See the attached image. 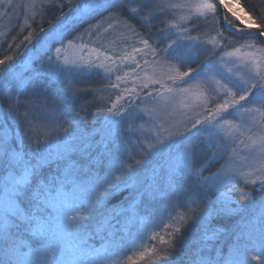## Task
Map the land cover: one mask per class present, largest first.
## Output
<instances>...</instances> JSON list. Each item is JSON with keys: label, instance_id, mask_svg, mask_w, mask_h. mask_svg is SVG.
I'll return each mask as SVG.
<instances>
[{"label": "snow or ice", "instance_id": "obj_1", "mask_svg": "<svg viewBox=\"0 0 264 264\" xmlns=\"http://www.w3.org/2000/svg\"><path fill=\"white\" fill-rule=\"evenodd\" d=\"M17 7L0 0V16ZM20 7L17 26L31 31L0 58V111L20 129L0 119V264H178L198 230L188 264H264V192L227 223L245 211L240 184L249 197L264 189V11L241 0ZM129 62L133 87L106 96L129 82ZM101 73L102 87L75 83ZM82 92L104 115L92 132Z\"/></svg>", "mask_w": 264, "mask_h": 264}, {"label": "trees", "instance_id": "obj_2", "mask_svg": "<svg viewBox=\"0 0 264 264\" xmlns=\"http://www.w3.org/2000/svg\"><path fill=\"white\" fill-rule=\"evenodd\" d=\"M15 4L18 5V7L10 12V17L9 16H0V32L5 33V35L0 36V58L3 57V54L8 51V45L13 43V37H15V44H20V41L23 40V37L28 34V31H31V29H25L22 33L20 32V28L17 26L18 24L23 23V15L27 12L26 7H20L21 5H26L28 3V0H13ZM241 4L247 8L249 11H251L252 7L259 9L260 11H264V0H241ZM251 6V7H249ZM40 21V17L37 16L35 22L32 23V28L36 29L37 33L42 35L40 33V29L38 27ZM135 24L136 21H133ZM154 23H158V21H154ZM47 25H45L46 27ZM222 26V22H221ZM137 27L139 28V25L137 24ZM204 25H201V28L203 29ZM143 31V29L141 30ZM195 34V32L193 33ZM153 37L157 35L155 29H153L152 32ZM104 36L108 39L112 38L109 34H104ZM87 37L85 38V42H87ZM93 40H95V37H93ZM106 43V39L103 41ZM35 43V41H33ZM131 43V41H129ZM137 47H140L139 44L136 45ZM28 47H31V45H28ZM15 48H13V51ZM20 55L17 57L18 61L23 60L24 56L26 54L25 52V46L21 45L20 46ZM27 75V73H26ZM102 77L103 73H101V76H93L89 75L88 78L86 79H78L75 81L76 84L78 85H92L93 87H102ZM113 82L114 79L112 78ZM57 85L53 84L52 89L55 90ZM123 89V86L121 85L120 89H106L105 90V95H112L113 97L118 94L121 90ZM23 98V97H22ZM143 98V97H142ZM92 99V93L91 92H82L80 95V98L77 100V105L84 104L85 105V111L87 112V116L82 120L81 127L87 129L89 132H92L93 128H99L100 127V122L103 120L104 115L103 113L97 115L95 112V107L94 105L88 104L87 102ZM137 103H140L138 100ZM0 119L8 121L9 126L14 128L16 132H19L20 129L16 125V123L12 120L11 116L6 114L3 111H0ZM53 138L55 139V133L52 134ZM99 138V135L93 136V141L97 142V139ZM27 138L25 137V143H27ZM112 145H110L111 147ZM103 150V145H99L97 148L92 150L93 154H95L97 151H102ZM224 160H220L218 163H215L211 171H215L217 168H219ZM53 168H55V165H53ZM208 173H205L207 175ZM262 192H264V189L255 191L251 197L247 196L246 189L244 188L243 184H240L238 188L235 190V196L234 198L240 202V205L242 208L245 210L243 213H239L234 215L227 223L231 227L232 225H235L238 220H240L241 215H247L251 213L252 211V205L254 202L258 201ZM182 211H185L188 215L190 212H188L187 208L181 209ZM191 215V214H190ZM222 221H219L217 219H213L212 221L209 222V227L210 228H216V227H221L223 226ZM201 225V229H202ZM202 231L198 230L195 233H193L190 236V239L188 243L180 248V255L178 259V264H188V261L192 258V254L195 250L197 241L199 240L200 236L202 235ZM89 243L94 244L96 247H99L101 244V240L96 237L92 240L89 241ZM178 247H180L178 245ZM225 251H227V248L225 247ZM143 264V262H141Z\"/></svg>", "mask_w": 264, "mask_h": 264}, {"label": "rangeland", "instance_id": "obj_3", "mask_svg": "<svg viewBox=\"0 0 264 264\" xmlns=\"http://www.w3.org/2000/svg\"><path fill=\"white\" fill-rule=\"evenodd\" d=\"M243 6V5H242ZM244 7V6H243ZM195 35V34H194ZM137 59H140V56H137ZM141 63H143L142 61H141ZM135 66L134 65H132L131 64V62H129V64L127 65V66H125V70L126 71H129V73L131 74V78L129 79V82L127 83V84H124V83H121V85L123 86V88H131V87H133V82H134V73H132V69L134 68ZM113 79H114V81H115V75H113V77H112ZM137 84H138V82H136ZM148 91V89H144V90H142V91H140L139 92V95L141 96V97H144V94L146 93ZM154 95H155V93H153ZM134 99V103H137L138 102V100H135V98H133ZM153 106V104H149V107H152ZM162 116H163V120H168V117L166 116V115H164V113H163V111H162ZM147 119V117H145V120ZM145 120H138L137 121V124L138 125H140V126H142V127H144V128H147L149 125L148 124H146L145 123ZM159 122H163V121H159ZM165 127H169V124L168 123H165ZM99 135V138L97 139V142H99L100 140H101V136H100V134L99 133H96V134H94V136L95 135ZM99 145H101V144H98V143H93V148H92V150H94L95 148H97ZM111 147H113V146H111ZM132 155H133V157H134V160H141L142 159V157H141V155H139V154H137L136 152H133L132 153ZM225 160H226V158H225ZM225 160H224V162L222 163V164H224L225 163ZM130 163H133L134 161H129ZM194 207V206H193ZM234 207H235V205H234ZM191 214V213H190ZM189 214V215H190Z\"/></svg>", "mask_w": 264, "mask_h": 264}]
</instances>
